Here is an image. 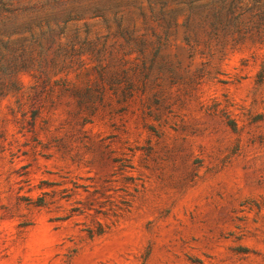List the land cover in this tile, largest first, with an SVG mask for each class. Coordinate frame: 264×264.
<instances>
[{"label":"rangeland","instance_id":"1","mask_svg":"<svg viewBox=\"0 0 264 264\" xmlns=\"http://www.w3.org/2000/svg\"><path fill=\"white\" fill-rule=\"evenodd\" d=\"M219 1L0 0V264H264V44Z\"/></svg>","mask_w":264,"mask_h":264},{"label":"trees","instance_id":"2","mask_svg":"<svg viewBox=\"0 0 264 264\" xmlns=\"http://www.w3.org/2000/svg\"><path fill=\"white\" fill-rule=\"evenodd\" d=\"M211 20H201L202 29L209 24L222 36H238L237 44H264V0H220L214 7ZM81 54L75 56L81 58ZM74 60L72 58L70 63L63 61L58 65L60 70L72 67Z\"/></svg>","mask_w":264,"mask_h":264}]
</instances>
